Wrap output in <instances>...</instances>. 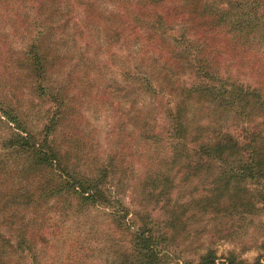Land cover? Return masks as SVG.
Wrapping results in <instances>:
<instances>
[{
  "label": "trees",
  "instance_id": "16d2710c",
  "mask_svg": "<svg viewBox=\"0 0 264 264\" xmlns=\"http://www.w3.org/2000/svg\"><path fill=\"white\" fill-rule=\"evenodd\" d=\"M90 1L0 0V6L10 12L11 3L23 7L29 2L36 14L45 10L51 17L58 14L57 22L64 27L71 22L73 6L81 7L83 16L93 23L97 4L87 3ZM118 3V8H110L107 13L115 25L114 38L127 27L132 40H142L141 60L147 61L142 66L149 69L138 75L128 71L123 77L141 79L144 93L152 100L160 93L170 97L169 105L159 102L161 111L157 114L160 119L167 111V123L161 128L142 123L139 137L131 133L129 140V153L138 165L145 158L156 162L159 152L172 159L171 163H157L151 173L137 167L138 176L144 175L145 179L141 178L144 184L140 191L135 190L139 193L136 195L148 198L151 209L144 216L134 212L136 232L131 243L134 255L122 263L158 264L169 240L167 232L177 228L182 212L191 205L211 210L231 183L261 178L264 147L257 148L256 144L264 142V130L254 124L245 129L243 123L251 115L264 119V0H122ZM16 19L23 24L24 18ZM44 33L38 29L35 35H29L19 64L30 70V80L37 86L38 96H48L46 99L60 108L61 97L43 85L51 57H56L53 47L42 42L46 40L42 38ZM151 80L156 81L159 89H154ZM199 107L208 112L205 123L193 118L194 108ZM59 114L52 115L42 126L41 135L32 138L16 110L0 99V264H7V251L13 248L6 233H17V246L26 248L24 233L33 232L25 214L20 215L21 208L38 207L48 199L63 200L78 211L118 205V201L106 195V188L110 187L107 180L115 174L113 156L89 168L77 152L61 153L57 144L47 139L59 127L63 117ZM76 133L75 129L66 138L82 143ZM131 168L129 172L125 169L127 176L136 171ZM173 168L182 171L184 178L214 172L211 184L216 183L217 187L199 198L190 193L186 199L175 197ZM227 197L235 201L237 194ZM180 199L183 201L179 202ZM230 203V208L236 207L233 201ZM260 203L264 207V199ZM260 249L262 255L253 264H264V243ZM196 264L244 263L237 262L234 254L217 262L215 253L207 251Z\"/></svg>",
  "mask_w": 264,
  "mask_h": 264
},
{
  "label": "rangeland",
  "instance_id": "374dc122",
  "mask_svg": "<svg viewBox=\"0 0 264 264\" xmlns=\"http://www.w3.org/2000/svg\"><path fill=\"white\" fill-rule=\"evenodd\" d=\"M120 1L87 2L97 4L93 23L83 16L81 7L73 6L71 22L69 20L64 27L57 22L58 14L51 17L48 10L36 14L34 5L29 2L23 7L11 3L10 12L0 6V99L16 110L23 128L32 138L41 135L42 126L52 115H63L59 127L47 139L54 141L61 153L77 152L85 158L89 168L113 156L115 174L107 180L110 187L106 188V195L118 201L114 208L94 207L82 211L70 208L60 199H48L27 210L21 208L19 213L25 214L33 232L24 233L26 248L17 246V233H6L13 246L7 251V264H122L134 255L131 244L136 232L133 214L137 211L144 216L151 209L148 198L136 195L139 193L135 190L140 191L144 184L141 178L145 179L144 175L138 176L137 167L151 173L157 163H171L172 159L159 152L156 162L145 158L138 161V165L137 159L129 153L130 134L139 137L142 123L163 127L167 123V111L158 119L159 102L168 104L170 97L160 93L152 100L144 93L141 79L133 81L123 77L128 71L138 75L149 69L142 66L147 62L141 60L142 40H132L127 27L114 38L115 25L109 21L107 13L112 10L110 8H118ZM16 18H24L23 24L17 23ZM38 29L45 31L42 38L46 40L42 42L56 52V57H51L52 64L45 73L43 85L61 97L60 108L53 106L46 99L48 96H38L37 86L30 80V70L19 64L30 36ZM151 85L159 89L155 80H151ZM194 111L193 118L205 123L208 112L201 107ZM258 117L251 115L243 127L249 129L254 124L264 130V119ZM75 129L76 138L80 137L82 143L66 138ZM75 144L77 148L71 151ZM256 145L262 148L264 142L258 141ZM71 157L74 161V155ZM133 161H136L134 166L130 165ZM19 163H22L20 158ZM130 167L137 172L127 176ZM171 173L175 174V197L180 195L186 199L190 193L199 198L217 187L216 183L211 184L214 172H201L190 178H184L183 172L174 168ZM260 177L231 183L211 210L191 205L182 212L177 228L167 232L169 240L159 255L158 264H196L207 251L215 253L217 262L234 254L237 262L253 264L262 255L260 245L264 243V207L260 203L264 199L263 169ZM131 186L135 188L132 190ZM234 193L237 194L235 201L227 197ZM230 201L236 207L230 208Z\"/></svg>",
  "mask_w": 264,
  "mask_h": 264
}]
</instances>
